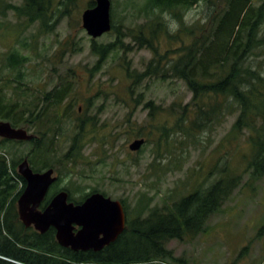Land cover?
<instances>
[{"label":"trees","instance_id":"trees-1","mask_svg":"<svg viewBox=\"0 0 264 264\" xmlns=\"http://www.w3.org/2000/svg\"><path fill=\"white\" fill-rule=\"evenodd\" d=\"M75 0H21V3L0 0L3 13L7 8L28 24L40 22L39 32H53L61 18L68 15L67 5ZM202 0H145L138 8L144 22L124 27L123 33L138 46L147 47L153 58L143 71L131 72L125 66L129 78L134 80L161 76L166 80L176 78L185 81L192 92L189 101L172 103L159 115L167 112L170 123H157L158 112L152 111L145 124L132 128L136 137L146 138V143L162 146L183 145L189 142L197 146L203 141L202 132H213L229 116L237 115L230 132L217 146L222 147L239 136L249 139V152L241 155L252 169V176L264 174V68L253 65L252 59L264 52V0H207L214 2L213 13L204 20L185 26L183 12ZM60 3V4H59ZM63 5L64 8L56 7ZM95 5L90 0L88 7ZM158 10V11H157ZM170 11L180 21V28L171 34L164 20V12ZM112 17V30L122 29ZM167 47L161 49V40ZM125 48L124 40L98 44L93 40L92 51L103 58L107 52ZM5 65L15 71L13 92L7 89L10 82L0 78V119L15 127H33L36 136L28 141L33 147L26 154L8 157V144L25 141L0 137V264H182L167 244L172 239L193 237L205 229L207 220L230 199L242 181L230 167L228 152L216 165V179L209 185L198 184L192 191L164 205L153 204V197L142 194L130 211L126 200H121L127 215L126 227L118 238L101 251H74L59 244L55 228L40 233L34 227H26L21 221L17 201L26 187L25 178L18 171V164L27 157L35 171L82 164L83 149L87 143L88 121L76 108L77 100H69L72 82L61 80L52 89L33 94L32 84L24 79L23 68L30 56L13 49L4 57ZM130 93L133 88L128 86ZM151 105V101H150ZM164 111V112H163ZM74 114H79L76 117ZM88 124V123H87ZM95 127V124H94ZM148 131H143V130ZM156 132L159 137L154 138ZM69 134L70 145L66 151L58 150L60 137ZM179 158V157H178ZM178 162V159H177ZM62 164V166H60ZM150 166L160 167L155 157ZM177 167H179L177 165ZM219 167L221 170H219ZM72 170L62 174H72ZM62 176L51 187L41 204L45 208L59 190L69 192V200L83 202L90 194L76 197L70 187L60 186ZM98 191L93 189L92 192ZM105 195L107 193L102 191Z\"/></svg>","mask_w":264,"mask_h":264},{"label":"rangeland","instance_id":"rangeland-1","mask_svg":"<svg viewBox=\"0 0 264 264\" xmlns=\"http://www.w3.org/2000/svg\"><path fill=\"white\" fill-rule=\"evenodd\" d=\"M6 1L21 3V0ZM89 1L69 3L68 15H64L50 33L39 32L40 22L28 24L9 8L4 14L0 7V78L10 82L7 92L11 94L14 90L15 71L5 65L4 57L11 50L18 49L31 58L23 71L24 79L32 84L33 94L38 97L40 92L52 89L61 80H69L72 92L61 109L70 99L77 100L76 108L80 107L88 120L86 130L89 136H86L83 149V163L62 167V172H59L61 167L55 169L58 176L67 169L72 170V174L62 176L60 186L68 185L76 197L93 189L105 191L113 199L126 200L130 211L144 193L154 198L153 204L164 205V202H172L189 193L200 183L209 185L216 179V165L220 162L222 166L219 158L229 152L230 167L242 174L240 185L210 216L204 230L183 240L172 239L167 246L183 261L182 264H264V174L254 178L247 160L241 157L243 152L250 150L246 135L231 138L226 144L224 141L221 151L217 150L237 115L229 116L213 132H202L199 136L203 143L197 146L187 142L181 146L179 143L162 146L158 150L151 142L132 151L130 144L142 136L136 137L131 127L139 128L136 125L145 124L152 111L158 112L156 125L171 123L173 119L168 118L167 112L159 115L161 110L169 108L172 103L189 101L192 92L185 81L176 78L163 80L161 76H152L136 80L134 85V80L129 78L125 66L129 65L131 72L143 71L153 58L152 50L133 43L121 28L144 22L143 16L135 15L141 14L138 8L145 0H112V17L122 32L111 29L96 39L87 32L82 21ZM214 2L202 0L183 14L191 10L195 22L204 20L213 13ZM56 7L65 6L57 4ZM164 13L172 14L170 11ZM118 35L124 40L125 48L107 52L103 58L93 53V40L98 44L107 43L116 40ZM160 46L162 50L167 47L164 39ZM260 63L264 68V52L252 59L253 65ZM128 86L133 88V93ZM74 115L79 117V114ZM23 128L36 134L33 127ZM156 137L159 132L154 135ZM70 142L69 134L60 137L59 152L66 151ZM32 147L28 141L6 146L8 157L26 154ZM155 157L161 166L153 170L156 167L150 164Z\"/></svg>","mask_w":264,"mask_h":264},{"label":"water","instance_id":"water-1","mask_svg":"<svg viewBox=\"0 0 264 264\" xmlns=\"http://www.w3.org/2000/svg\"><path fill=\"white\" fill-rule=\"evenodd\" d=\"M112 0H95L82 14L83 26L96 39L112 29ZM26 128L15 127L9 121H0V137L29 141L35 138ZM146 139L141 137L130 144L132 151L139 150ZM26 187L18 198V212L26 227L40 233L55 228L59 244L74 251H101L114 242L126 227L127 215L123 203L102 192L89 194L81 203L69 200V192L60 190L50 203L40 206L51 186L58 180L54 168L35 171L27 157L18 164Z\"/></svg>","mask_w":264,"mask_h":264},{"label":"clouds","instance_id":"clouds-1","mask_svg":"<svg viewBox=\"0 0 264 264\" xmlns=\"http://www.w3.org/2000/svg\"><path fill=\"white\" fill-rule=\"evenodd\" d=\"M163 18L167 22V27H168L169 32L171 34H175L180 28L179 22L175 20L174 18H172L168 13H164ZM183 20H184L185 26L191 27L195 23L196 18L193 16L191 10H189L184 14Z\"/></svg>","mask_w":264,"mask_h":264},{"label":"flooded vegetation","instance_id":"flooded-vegetation-1","mask_svg":"<svg viewBox=\"0 0 264 264\" xmlns=\"http://www.w3.org/2000/svg\"><path fill=\"white\" fill-rule=\"evenodd\" d=\"M54 184H55V183H54ZM54 184H53V185H54ZM53 185H52V186H53ZM52 186H51V187H52ZM50 189H51V188H50ZM49 191H50V190H49ZM59 191H60V190H59ZM59 191H58V192H59ZM94 192H96V191H94ZM56 193H57V192H56ZM56 193H55V194H56ZM90 193H93V192L91 191ZM40 208H41V207H40ZM41 209H44V208H41ZM105 247H106V246H105ZM105 247H104V248H105ZM90 250H93V249H90ZM88 251H89V250H88ZM94 251H95V250H94Z\"/></svg>","mask_w":264,"mask_h":264}]
</instances>
